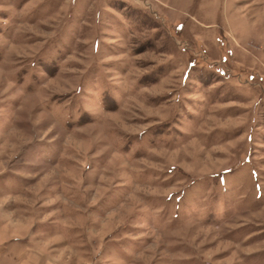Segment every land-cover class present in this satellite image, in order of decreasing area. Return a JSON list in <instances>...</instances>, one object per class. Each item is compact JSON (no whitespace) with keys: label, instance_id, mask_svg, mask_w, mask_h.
Masks as SVG:
<instances>
[{"label":"rangeland","instance_id":"obj_1","mask_svg":"<svg viewBox=\"0 0 264 264\" xmlns=\"http://www.w3.org/2000/svg\"><path fill=\"white\" fill-rule=\"evenodd\" d=\"M0 264H264V0H0Z\"/></svg>","mask_w":264,"mask_h":264}]
</instances>
